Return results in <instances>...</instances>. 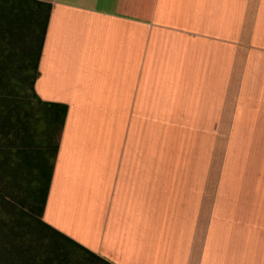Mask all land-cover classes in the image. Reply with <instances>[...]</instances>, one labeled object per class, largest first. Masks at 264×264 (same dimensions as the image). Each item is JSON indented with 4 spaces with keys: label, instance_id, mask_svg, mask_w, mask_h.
Masks as SVG:
<instances>
[{
    "label": "crops",
    "instance_id": "0c3cea01",
    "mask_svg": "<svg viewBox=\"0 0 264 264\" xmlns=\"http://www.w3.org/2000/svg\"><path fill=\"white\" fill-rule=\"evenodd\" d=\"M0 16V47L40 45L45 23L32 93L0 125L5 188L106 264H264V0Z\"/></svg>",
    "mask_w": 264,
    "mask_h": 264
},
{
    "label": "rangeland",
    "instance_id": "374dc122",
    "mask_svg": "<svg viewBox=\"0 0 264 264\" xmlns=\"http://www.w3.org/2000/svg\"><path fill=\"white\" fill-rule=\"evenodd\" d=\"M43 21L44 16H41V30ZM38 48L37 33L30 40L26 37L22 46L0 47V125L8 119V114L14 112L12 107L5 106L28 102L27 94L32 93L34 79L32 63ZM1 146L0 142V148ZM12 188L14 187L5 188L0 182V264H34L33 256L37 258L40 252L51 246L48 240L50 238H46V233L40 230L41 227L35 220L31 224L25 223L29 216L37 215L38 209L20 202L22 194L17 189L15 193L11 192ZM57 241L67 252L68 264H106L81 246L70 244L62 238Z\"/></svg>",
    "mask_w": 264,
    "mask_h": 264
},
{
    "label": "trees",
    "instance_id": "16d2710c",
    "mask_svg": "<svg viewBox=\"0 0 264 264\" xmlns=\"http://www.w3.org/2000/svg\"><path fill=\"white\" fill-rule=\"evenodd\" d=\"M44 31H45V23H44V26H43V28L41 30L40 45H39L38 51L36 53L35 60L32 63V69L34 70V77H35V75L37 73L36 72V65H37L39 50H40L41 44L43 42ZM8 116H9V114L7 115V117ZM8 120H9L10 126L11 125L15 126V120L11 121L12 118H9V117H8ZM0 140H1V137H0ZM3 162L6 163V165H11L12 164V160L10 158H7V157H3V158L0 159L1 165H2ZM43 191L45 193V190H43ZM41 212H42V205L39 208V214ZM34 217L29 216V218L25 221V223L26 224H31V223H34L33 221L35 220L36 223H38L40 225V227H41L40 230L42 229V231H44L46 233V238H50L48 240H49V243H50L51 246H49V248L46 251L40 252V254H38L37 258H35L33 256V258H32V261L34 259L33 263L34 264H68L67 261H66L67 260L66 259L67 258V252H66V250H63L64 246H62V244L57 241L58 238L65 239L66 237L63 236L58 231H56L53 228H51L46 223H44L38 216H34ZM75 245L79 246L78 244H75ZM88 253H91V252L88 251ZM91 254L94 255L93 253H91Z\"/></svg>",
    "mask_w": 264,
    "mask_h": 264
}]
</instances>
